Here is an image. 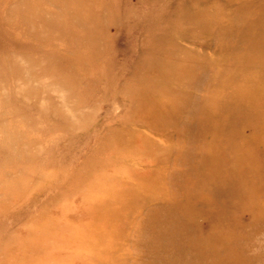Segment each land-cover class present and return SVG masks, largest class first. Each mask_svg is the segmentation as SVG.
Masks as SVG:
<instances>
[{
    "label": "rangeland",
    "instance_id": "obj_1",
    "mask_svg": "<svg viewBox=\"0 0 264 264\" xmlns=\"http://www.w3.org/2000/svg\"><path fill=\"white\" fill-rule=\"evenodd\" d=\"M10 3L0 264H264V0Z\"/></svg>",
    "mask_w": 264,
    "mask_h": 264
},
{
    "label": "bare ground",
    "instance_id": "obj_2",
    "mask_svg": "<svg viewBox=\"0 0 264 264\" xmlns=\"http://www.w3.org/2000/svg\"><path fill=\"white\" fill-rule=\"evenodd\" d=\"M0 1L3 2V0H0ZM4 1L6 3L7 2L12 3V4L10 3V5L6 4V13H15L14 14L15 18L13 21H15L16 23L13 22L14 27H18V26H21V24H25L26 28L24 29V31H25L24 34L31 35L35 40H37L38 35L40 36L41 33L45 31V29L50 30L52 28V26L54 25L53 21L49 19L50 15L48 13H45L46 12V9H45L46 6L42 5V3H41L42 0H40V1H38V0H12V1L11 0H4ZM62 1L64 2V0H62ZM10 23H12V21H10ZM20 33H22V31ZM15 58H17V60L16 61L15 60L10 61L9 65L10 64L11 65H18L19 69L21 70V76L20 77L22 78V82L23 81L38 80L39 74H37V75L34 74L35 69H34V65L32 62L25 65V63H23V61H21L22 58L20 56H18V57L15 56ZM27 62H29V61H27ZM25 84L26 83L18 82L17 90L19 92H24V93L31 92L30 90H28L29 88H27L25 86ZM41 87H43L42 84L40 86H38V85L34 86L33 85L30 89L33 90L32 93H34V95H35V94H39ZM48 88L50 90L53 89L51 85H48ZM42 91H41V93H42ZM46 92L47 91H45V93ZM6 135H8V134H6ZM9 140L5 139V141H4L5 146L10 147V146L14 145V143H12L11 140L10 141Z\"/></svg>",
    "mask_w": 264,
    "mask_h": 264
}]
</instances>
